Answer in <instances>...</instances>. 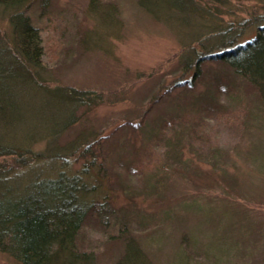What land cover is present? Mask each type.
<instances>
[{"label": "rangeland", "instance_id": "obj_1", "mask_svg": "<svg viewBox=\"0 0 264 264\" xmlns=\"http://www.w3.org/2000/svg\"><path fill=\"white\" fill-rule=\"evenodd\" d=\"M261 5L227 0L219 8L235 15L221 17L227 21L248 19L246 11L262 12ZM5 15L0 37L9 34ZM26 15L41 36L45 85L100 95L52 136L56 108L30 83L17 92L28 112L0 130L32 154L50 155L36 172L50 175L51 154L62 155L72 173L91 154L106 170L104 192L116 214L108 224L88 215L77 247L94 253L96 264H114L128 241L149 264H264V121L255 90L212 59L197 76L194 68L182 72L192 37L182 43L137 0H32ZM205 36L206 49L214 39ZM47 109L53 113L39 114ZM92 135L91 154L77 158L69 147L80 141L87 148ZM13 159L6 157L8 168ZM0 264L17 263L0 253Z\"/></svg>", "mask_w": 264, "mask_h": 264}, {"label": "trees", "instance_id": "obj_2", "mask_svg": "<svg viewBox=\"0 0 264 264\" xmlns=\"http://www.w3.org/2000/svg\"><path fill=\"white\" fill-rule=\"evenodd\" d=\"M256 1L262 4V12L247 10L248 19L225 21L221 18L223 15L235 16L229 12L223 14L220 10L227 0H137L138 5L156 21L176 30L182 43L192 37L186 45L187 52L181 57L182 72L194 68L197 76L200 65L211 59L226 64L255 90L264 121V0ZM31 2L0 0V11L6 14L9 30L8 36L0 37V130L7 119L15 120L16 124L19 123L18 116L28 112L21 107L27 108L28 103H17V92H25L27 86L34 85L37 92L40 90L37 97L41 102L50 103L48 108H56L51 124L55 126L52 130V136H55L76 121L75 112L79 108L97 105L100 95L72 87L50 89L45 85L40 71L41 36L26 15ZM162 9L165 17L159 13ZM198 28L202 31L191 35ZM208 31L214 44L205 49L201 42L208 39L205 36ZM244 34L247 35L243 38ZM193 41L198 42L199 51L192 48ZM26 99L32 102L27 94ZM46 112L53 113L47 109L39 114L45 115ZM4 135H0V253L13 258L17 264H96L94 253L81 250L76 244L88 215L95 213L108 224L110 217L116 214L107 201L109 194L104 192L106 170L89 148L96 137L92 135L85 142L87 148H83L84 142L80 141L69 147L77 153V158L91 154L77 172H69L68 162L62 155L51 154L56 163L49 167L50 175H46L43 171H34V166L50 155L32 154L24 144L9 141L10 138ZM31 155L27 160L26 157ZM6 157L14 158L15 169L8 168L10 164L6 163ZM120 218L118 216V220ZM114 264L149 263L142 250L128 241Z\"/></svg>", "mask_w": 264, "mask_h": 264}]
</instances>
